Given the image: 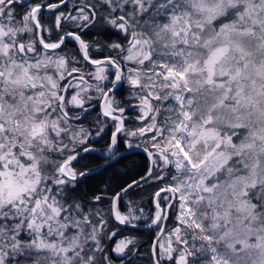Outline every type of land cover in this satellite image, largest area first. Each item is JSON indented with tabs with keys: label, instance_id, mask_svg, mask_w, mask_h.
<instances>
[{
	"label": "snow or ice",
	"instance_id": "6c2138e0",
	"mask_svg": "<svg viewBox=\"0 0 264 264\" xmlns=\"http://www.w3.org/2000/svg\"><path fill=\"white\" fill-rule=\"evenodd\" d=\"M68 5L0 0V264H133L136 238L108 226L135 228L124 197L156 185L151 264H264V0ZM101 21L117 38L86 40ZM109 124L98 167L120 135L149 166L85 198L80 162Z\"/></svg>",
	"mask_w": 264,
	"mask_h": 264
},
{
	"label": "trees",
	"instance_id": "16d2710c",
	"mask_svg": "<svg viewBox=\"0 0 264 264\" xmlns=\"http://www.w3.org/2000/svg\"><path fill=\"white\" fill-rule=\"evenodd\" d=\"M53 1L54 0H50V2ZM31 2L34 3L36 2V0H31ZM26 10H27V5L25 6V8L18 9V11L21 12ZM43 17L45 23H50L52 20V16L48 10L44 11ZM102 25L103 22L101 21V23L97 24L95 28H90L86 30L84 38L86 40H92L94 38H97V33L101 34L100 35L101 39L107 40L109 42L117 38L116 34L113 31L109 29H105ZM69 27H70L69 25H65L66 30H68ZM117 96L121 100H126V98L128 97V92L125 89H121L117 93ZM94 112H93L94 115H90L89 117L83 119L86 127H88L89 122L93 121L97 116L98 112L96 110ZM101 123H103V121ZM112 126H113L112 124H109V126L106 128V130L103 133H101L100 136L104 135L106 139V137L109 135V132L112 130L111 129ZM137 126H139V124L135 120H132V122L131 120H127L126 128H133V127L135 128ZM95 130L96 129L93 126V132H95ZM93 137L94 138H92V145H94L100 151L104 150L106 148L107 141L101 144H95L96 139L95 136ZM125 139H130L132 145L135 146L142 145L141 140L137 138H127L123 135H120L118 139L120 145L124 143ZM116 160H118L119 163H116V161L114 160L112 168H108L107 171H105L103 167H100L96 170V172L92 176L86 178L83 181V183L80 185L79 188L80 194L81 195L86 194L85 198L90 197L93 194V191L99 194V189L103 187L105 183H110L113 188H116L117 185L122 186L126 181H129L132 178H137L139 175H141L146 170L148 163L145 153L142 152L141 150H134L127 152L119 156V158H117ZM80 163L88 164L90 168H94L101 163V158L97 154L92 152L89 154H85L84 158L81 160ZM77 167H79V165H77ZM160 186L161 185H156L151 188L145 187L143 191L133 190V192L129 193V195L124 197L125 201L129 199H134L138 203L139 207L144 209L142 218L138 220L139 222L146 223L151 220V216L155 211L154 204L152 203V194L155 192L157 187ZM108 227L111 230L120 229L123 235L133 236L136 238L138 250L142 258L134 260L133 264H151L149 247H150L151 239L155 235V232L157 231L155 225H151V227H147V228H133V227H124L118 225L117 222L112 221L110 222Z\"/></svg>",
	"mask_w": 264,
	"mask_h": 264
},
{
	"label": "flooded vegetation",
	"instance_id": "af4514ba",
	"mask_svg": "<svg viewBox=\"0 0 264 264\" xmlns=\"http://www.w3.org/2000/svg\"><path fill=\"white\" fill-rule=\"evenodd\" d=\"M55 2H57V0H54L53 1V3H55ZM75 3H77V0H69V5H68V7L67 8H64V7H62V9H60V11H64V12H68L71 8H72V6H73V4H75ZM64 8V9H63ZM131 103H133V104H135L136 103V101H131ZM123 106H126V105H123ZM97 112H99L100 111V109L97 107L96 109H95ZM95 110H93V112L95 111ZM92 111H90L89 112V114L87 115V116H85V117H83V119L84 118H86V117H89L90 115H94V113H93ZM126 115L127 116H129V117H132L133 119H130L131 120V122H132V120H135L134 119V117H135V115H136V112L135 111H133L132 109H128V111L126 112ZM126 125H127V121H126V123H125V127H126ZM138 127V126H137ZM114 128H115V126L113 125L112 126V130L109 132V135L106 137V139H105V136L104 135H102V136H95V139H96V141H95V144H101V143H104L105 141H107V145H106V148L104 149V150H98L94 145H92V147L94 148V149H96V151L94 152L95 154H97L100 158H101V163L99 164V165H101L102 163H103V160H104V158L107 156V155H105V156H101V155H99L98 154V152H103V153H105L106 152V154H107V148H108V145H109V143H110V136H111V132L114 130ZM134 128V127H133ZM94 138V137H93ZM135 145H132V147H134ZM116 148L118 149V153H117V157H116V159L117 158H119V156H121L122 154H125V153H127V152H123L125 149H127V148H130V147H128V145L124 142V143H122V145H120V142L118 141V144H117V146H116ZM132 151H134V150H132ZM142 151V150H141ZM130 152V151H129ZM143 152V151H142ZM97 167V166H96ZM95 168V167H94ZM146 171V170H145ZM144 171V172H145ZM143 172V173H144ZM142 173V174H143ZM141 174V175H142ZM137 222V221H136ZM139 222V221H138ZM140 223H145V222H140ZM120 262H119V260L117 259L116 260V264H119Z\"/></svg>",
	"mask_w": 264,
	"mask_h": 264
},
{
	"label": "water",
	"instance_id": "95a60500",
	"mask_svg": "<svg viewBox=\"0 0 264 264\" xmlns=\"http://www.w3.org/2000/svg\"><path fill=\"white\" fill-rule=\"evenodd\" d=\"M114 131V130H113ZM112 133V132H111ZM111 137V136H110ZM132 150H142L143 151V147H140V146H134V147H130V148H127V149H125L123 152H129V151H132ZM144 152V151H143ZM145 153V152H144ZM98 154L99 155H101V156H105V155H107L106 154V152L105 153H103V152H98ZM145 155H146V158H147V161H148V163H147V168H148V166H149V159H148V157H147V154L145 153ZM101 165H103V163L101 164ZM98 168H100V167H95V168H93V169H98ZM147 168H146V170H147ZM144 174V173H143ZM142 174V175H143ZM138 178V177H137ZM156 191V190H155ZM135 224H136V227L135 228H147V227H149V225H152L151 224V220L149 221V222H146V223H140V222H134ZM129 227H131V226H129ZM157 231H158V229H157ZM155 239V235L152 237V239H151V242H150V247H149V251H150V248H151V246H152V243H153V240ZM120 264V263H119Z\"/></svg>",
	"mask_w": 264,
	"mask_h": 264
},
{
	"label": "rangeland",
	"instance_id": "374dc122",
	"mask_svg": "<svg viewBox=\"0 0 264 264\" xmlns=\"http://www.w3.org/2000/svg\"><path fill=\"white\" fill-rule=\"evenodd\" d=\"M154 213V212H153ZM123 236H128V235H123ZM120 237H117V239H119Z\"/></svg>",
	"mask_w": 264,
	"mask_h": 264
}]
</instances>
